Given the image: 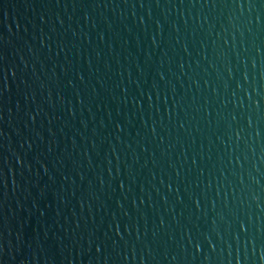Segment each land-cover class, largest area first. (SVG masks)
Listing matches in <instances>:
<instances>
[{"label":"water","instance_id":"water-1","mask_svg":"<svg viewBox=\"0 0 264 264\" xmlns=\"http://www.w3.org/2000/svg\"><path fill=\"white\" fill-rule=\"evenodd\" d=\"M0 264H264V0H0Z\"/></svg>","mask_w":264,"mask_h":264}]
</instances>
